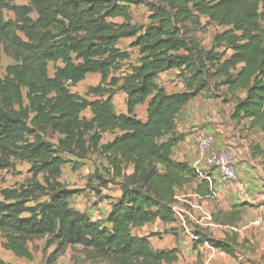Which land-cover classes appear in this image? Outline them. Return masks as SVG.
Segmentation results:
<instances>
[{
    "label": "trees",
    "instance_id": "1",
    "mask_svg": "<svg viewBox=\"0 0 264 264\" xmlns=\"http://www.w3.org/2000/svg\"><path fill=\"white\" fill-rule=\"evenodd\" d=\"M138 4L150 13L146 26L132 23L130 8ZM202 19L205 26L223 28L209 50L187 27L201 26ZM126 39L139 51L136 62L119 48ZM2 51L14 63L0 76V171L27 162L33 175L15 187L0 181L1 246L17 258L32 261L29 243L47 239L56 245L48 264L69 246L109 264H173L178 249L154 251L150 238L159 233L136 237L132 228L175 223L178 189L199 177L174 159L186 136L177 132L183 109L206 92L226 89L236 101L231 120L250 121V129L264 135V0H0ZM125 65L127 72L118 75ZM173 70L184 83L182 92L168 93L158 82ZM89 74L100 75V83L85 95L74 93L71 88ZM119 93L126 95L127 114L115 108ZM146 104L143 122L136 108ZM88 110L91 118L83 115ZM106 134L113 140L104 144ZM50 135L58 137L57 145ZM251 151L264 167V150ZM89 154L107 162L110 179L100 178L102 187L113 183L121 190L104 220L72 207L82 191L61 181L63 156L85 160ZM198 194L214 197L201 185ZM241 215L234 209L223 222L235 224ZM193 240L196 248L207 243L232 258L241 247L236 233L218 240L197 229ZM0 264L12 263L0 258Z\"/></svg>",
    "mask_w": 264,
    "mask_h": 264
},
{
    "label": "crops",
    "instance_id": "2",
    "mask_svg": "<svg viewBox=\"0 0 264 264\" xmlns=\"http://www.w3.org/2000/svg\"><path fill=\"white\" fill-rule=\"evenodd\" d=\"M197 36L194 35L193 37L199 43H201L200 39H197ZM132 43L133 41H130V44ZM174 74H179V72L176 70L168 71L160 75L158 79L160 86L164 88L168 93H177L185 90L182 79L179 78V80H176L174 84L169 82ZM87 78H89V76ZM164 81L165 83H162ZM175 84L178 87L177 90L169 89L175 86ZM222 90H224V93L226 94V89ZM244 95L245 93H242L240 94V97H244ZM117 98H122L123 100V106L119 109H116L117 112L119 114H127L126 95L123 93L117 94L114 97V105L116 104ZM221 99L222 100L219 101L218 105L211 106V100L209 103H207L200 95L192 102H190V104H188L183 109L178 117L177 132L184 133L186 134V136L184 141L180 142V144H178V146L176 147L174 159L178 162H187L190 166L194 167V169L199 174V177L196 179V181L178 189V192L176 193V203L173 207L177 219L175 223H163L159 220L153 222H158L161 225V230L156 233L164 234L165 231L169 232L171 229L177 228V225L179 223L177 221L180 218L181 221L178 226L180 232H182V235L179 233L182 239L177 241L176 237L172 236L173 243L168 248L160 246L156 247L153 244L152 237L150 238V243L154 251L178 249L179 256L185 254L186 252L195 253L198 251V249L210 248L211 250H213V252L218 251L212 249L207 243L200 244L198 246V249L195 247V243L193 240L194 236L192 233H190V231L192 230L191 223H197L199 226L207 229V231H209L213 235V237L218 240L225 239L227 235H233L234 233H236L238 243L241 245V248L239 249L241 251L240 254L244 253L246 255L241 257L240 254H237L236 258H232L222 252L221 254H224L226 258V264H248L247 260H244L243 258H253V249H255L256 246H258L259 250H264V232L260 231V228L254 226V222L256 220H264V167L262 165V157L257 155L252 156L251 151L252 146H260L261 149L264 150V135L259 130L250 129V121H232L231 114L236 105V101L231 99L230 95H227V97L225 98L221 97ZM230 100H232L231 106L224 104L225 101L228 102ZM83 115L87 118H91L92 116L89 110L86 111ZM136 115L139 119L146 116L144 113V109H142V111L140 112V108H136ZM140 120L143 121L142 119ZM204 128L212 132L216 148L227 147L232 152L235 158L241 185H243L246 191L245 196L241 195V187L240 189H233L220 186L219 172L215 169L207 167L204 163H201L199 161V157L197 154L196 133L198 130ZM112 140L113 138L111 140L104 141L103 137L102 142L105 144L111 142ZM127 169V175L133 173V168L131 166ZM203 179H208L210 184H203ZM200 185L203 189L205 188L206 190H209L210 188L211 190H213L214 197L210 198L206 196L205 198H202L198 194V188L200 187ZM117 190H119V195L117 197H111L110 209L104 215V217H100L96 214L93 215L91 211H81L73 205L72 207H74L77 211L87 213L93 220H104L111 211V202L114 199L119 198L121 195L120 187H118ZM177 209H179V214L177 213ZM234 209L241 210L242 215L239 222L235 224L224 223L223 221L214 223L212 218L213 215H223L224 213L227 214ZM145 226L137 228L143 229L145 228ZM137 228H132L133 236H150V234L148 233H135L134 229L137 230ZM185 235L190 238V241L189 239L187 241ZM186 244L190 245V249H185ZM219 262L220 260L214 261L213 264H222Z\"/></svg>",
    "mask_w": 264,
    "mask_h": 264
},
{
    "label": "rangeland",
    "instance_id": "3",
    "mask_svg": "<svg viewBox=\"0 0 264 264\" xmlns=\"http://www.w3.org/2000/svg\"><path fill=\"white\" fill-rule=\"evenodd\" d=\"M153 1V0H147ZM16 4H26L27 0H15ZM131 14L133 16V25L137 27L146 26L150 23L149 16L150 13L146 4H138L133 5L130 8ZM5 16L7 19L13 18V14L6 12ZM35 17V16H34ZM121 22L122 20H116ZM201 26H197L194 24H188V29L193 33L192 35H198L197 39H200V45L209 50L213 45L212 39L214 35L218 32H221L223 28L218 27L216 24H209L205 26L206 20H202ZM199 37V38H198ZM130 41L132 39L122 40L119 44V48L123 51H129L131 55V61L136 62L138 58V50L136 48H132ZM13 60L8 57L3 51L0 53V76L5 75V71L7 66L13 64ZM125 65L121 72L118 75L127 72ZM177 71V70H176ZM54 72L53 65H50V74L52 75ZM179 72V71H178ZM97 74H89V78L86 77V80L82 83L78 84L76 87H72L71 90L81 95H85L89 86L97 85L100 82V75ZM179 74H174L172 78L169 80L172 84L179 80ZM181 79V78H180ZM167 81V80H166ZM162 83H165L162 82ZM177 85L169 88L177 90ZM203 100L207 103L211 100V106H216L219 104V101L222 100L221 97L225 98L227 95L224 93V90H219L218 92L209 91L201 95ZM224 104L231 106L232 100L228 102H224ZM116 109H119L123 106L122 98H117L116 101ZM209 105V104H208ZM140 108V112L144 109V113L146 116L140 118L143 121L147 119V104L138 106L137 109ZM139 112V111H138ZM86 115V114H85ZM141 117V116H140ZM144 118V119H143ZM113 138L112 134H107L104 136V141L111 140ZM49 140L53 145L58 144L57 136H49ZM66 160V164L63 167V173L61 177V181L65 183L71 189H77L82 191V193L78 196L74 197L72 205L81 211H91L93 215H99L100 217H104V215L110 209V200L111 197H117L119 195L118 185L109 183L106 187H102L100 178L104 180H109L110 175L106 172L107 162L106 160L99 156L98 154H89L88 158L85 160H75L68 156H63ZM31 165L27 162H16L14 168L9 171H0V181L2 182V186L4 187H15L18 186L27 180L32 178V173L30 172ZM126 169V173H127ZM38 178L42 181L43 176L39 175ZM119 181V180H117ZM99 191V192H98ZM1 200V196H0ZM177 213L179 214V209H177ZM223 215H226L224 213ZM219 219L220 221H224V217ZM213 218V217H212ZM181 219L177 222L180 223ZM214 221V220H213ZM217 221H214L216 223ZM178 223V225H179ZM177 228L171 229L169 232L165 231L164 234H159L158 236L152 237L153 244L157 247L168 248L172 245L173 240L172 236H175L177 241L182 239V232L179 230V226ZM192 230L190 233L194 236V230L197 229L207 231L204 227L199 226L197 223H191ZM161 230V225L157 223L146 225L145 228H137L134 229L135 233L143 234L148 233L153 235L156 232ZM264 232V230L259 229ZM210 233L209 231H207ZM181 235H180V234ZM211 234V233H210ZM212 235V234H211ZM186 236V239L190 241V238ZM213 236V235H212ZM2 238L0 235V258L7 262H12L14 264H48L49 256L55 251L56 245L49 246L47 239L36 240L29 243V247L33 253V260L28 261L22 258H16L11 252L4 250L1 246ZM176 241V242H177ZM186 241V240H185ZM192 242V241H191ZM189 248L190 245L186 244L185 249ZM241 248V247H240ZM239 248V249H240ZM198 249V247H197ZM238 249L237 254H240V250ZM253 258H243L247 260L248 264H264V250H259L258 246L253 249ZM241 257L246 254L241 253ZM219 263L226 264L224 254L221 252H213L210 248L206 249H198L197 252L191 253L186 252L185 254L179 256L178 261L173 264H213L214 261H219ZM53 264H109L107 261L103 260H92L88 258L87 253L84 252L81 246H69L64 254H61L57 257L56 261Z\"/></svg>",
    "mask_w": 264,
    "mask_h": 264
},
{
    "label": "built area",
    "instance_id": "4",
    "mask_svg": "<svg viewBox=\"0 0 264 264\" xmlns=\"http://www.w3.org/2000/svg\"><path fill=\"white\" fill-rule=\"evenodd\" d=\"M196 140L199 161L219 172V185L233 189L241 187V195L245 196L246 191L241 185L232 152L227 147L216 148L212 132L205 128L197 131ZM254 226L264 230V220H256Z\"/></svg>",
    "mask_w": 264,
    "mask_h": 264
}]
</instances>
